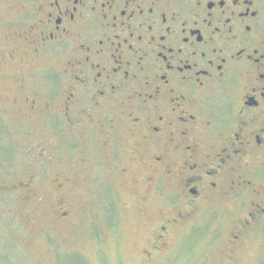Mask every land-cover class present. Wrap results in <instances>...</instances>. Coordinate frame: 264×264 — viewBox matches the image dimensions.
I'll return each instance as SVG.
<instances>
[{
    "label": "flooded vegetation",
    "instance_id": "af4514ba",
    "mask_svg": "<svg viewBox=\"0 0 264 264\" xmlns=\"http://www.w3.org/2000/svg\"><path fill=\"white\" fill-rule=\"evenodd\" d=\"M0 30L43 83L23 124L82 142L98 203L134 173L160 206L148 257L203 219L229 264H264V0H0Z\"/></svg>",
    "mask_w": 264,
    "mask_h": 264
},
{
    "label": "rangeland",
    "instance_id": "374dc122",
    "mask_svg": "<svg viewBox=\"0 0 264 264\" xmlns=\"http://www.w3.org/2000/svg\"><path fill=\"white\" fill-rule=\"evenodd\" d=\"M11 47L0 45V53ZM20 65L0 55V136H7L0 147L13 154L11 161L0 159V264H229L227 249L209 241L203 219L177 227L166 248L148 257L147 224L159 219L160 206L153 210L130 191L134 173L121 176L126 185L116 200L97 202V174L82 142L65 149L47 123L40 131L22 122L35 125L36 118L20 120L18 87L24 96L43 87L39 76L26 80L39 67Z\"/></svg>",
    "mask_w": 264,
    "mask_h": 264
},
{
    "label": "trees",
    "instance_id": "16d2710c",
    "mask_svg": "<svg viewBox=\"0 0 264 264\" xmlns=\"http://www.w3.org/2000/svg\"><path fill=\"white\" fill-rule=\"evenodd\" d=\"M12 156L13 154H11L10 150H7V149L4 150L3 147H0V159L2 160V163H4V161H7V160L11 161Z\"/></svg>",
    "mask_w": 264,
    "mask_h": 264
}]
</instances>
